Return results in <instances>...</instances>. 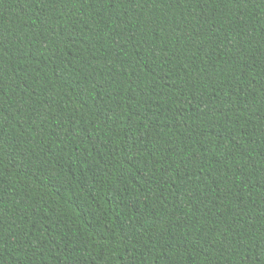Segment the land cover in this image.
<instances>
[{"label":"trees","instance_id":"1","mask_svg":"<svg viewBox=\"0 0 264 264\" xmlns=\"http://www.w3.org/2000/svg\"><path fill=\"white\" fill-rule=\"evenodd\" d=\"M0 264H264V0H0Z\"/></svg>","mask_w":264,"mask_h":264}]
</instances>
